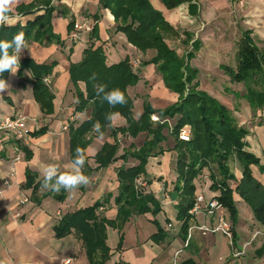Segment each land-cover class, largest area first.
Returning a JSON list of instances; mask_svg holds the SVG:
<instances>
[{"label": "crops", "instance_id": "0c3cea01", "mask_svg": "<svg viewBox=\"0 0 264 264\" xmlns=\"http://www.w3.org/2000/svg\"><path fill=\"white\" fill-rule=\"evenodd\" d=\"M32 1L34 0H19L17 6ZM239 1L193 0L192 4L195 5L193 14L190 12L189 3L167 10L160 0H150L179 34L178 37L166 39L169 46L170 42L180 43V47L190 45V51L194 40L200 43V48L189 61L191 67L198 70V74L200 68L193 65L197 54L210 49L217 59L228 46L221 16L234 14L243 23L241 34L249 31L253 39L254 36L260 41L264 39V0H242V3ZM51 4L55 7L51 16L52 30L63 44L46 42L41 44L35 40H27L29 50L23 51L20 63L28 58L37 64L55 62L51 73L47 75L50 84L45 83L54 95L52 113H43L35 101L33 74L28 69H22L20 72L18 70L15 75L8 72L4 80L10 85V89L0 97V122L7 116L20 113L28 118L26 125L30 133L45 127L43 132L30 136L28 142L22 143L28 152L20 148L21 143L12 134L0 131V264H63V260L69 257L75 258L73 264H89L82 241L74 230L66 237L57 238L54 227L64 214L91 206L98 200L103 203L99 214L108 220H114L117 212L114 197L119 192L117 169L122 165L128 167L138 163L135 159L130 157L123 159L121 156L124 150L130 147L133 149L141 147L143 141L140 145L134 143L142 133L133 138L117 132L119 149L115 154L116 160L105 167H98L95 161L96 153L105 142L114 143L112 129L116 130L126 125L125 119L115 114L113 126L109 127L102 137L92 135L90 143L85 148L88 167L96 168L90 175L89 185L80 187L75 193L66 192L63 201H57L51 194L42 197L43 190H38V196L41 197L39 203L31 199L32 188L25 187L27 171L35 176V181L41 178L38 163H58L64 170L63 166L72 159L69 152V133L68 130L65 132V129L64 131L62 129L71 121L77 126L86 120L89 110L74 111L77 99L70 80L69 66L70 63H78L81 60L83 50L87 46H101L107 64L117 63L126 57L130 63L136 58L140 60L139 65L133 68L139 80L127 88V93L133 100L132 113L135 119L141 115L145 103L150 104L153 109H163L178 100V94L165 86L156 64L150 62L156 55L155 50L140 51L127 41L123 33L116 32L112 14L101 6L99 0H51ZM41 13L43 10L37 14ZM15 14L18 15V22L21 24L32 20L36 15L17 14L16 8ZM71 20L78 23L86 22L91 29L95 26L97 38L89 32L83 33L80 40L72 41L70 38L72 29L69 28ZM186 32L192 34L188 44L183 43ZM172 48H175V44ZM175 50L179 55L187 52L180 48ZM78 85L84 91V83ZM135 105L139 110L137 115L134 113ZM257 129L255 135L246 138L248 142L246 150L260 158L261 164L264 165V127L259 126ZM166 131L168 132V128L163 129L166 136V140L161 143L163 148L169 142ZM124 138L127 139L125 144L121 142ZM170 147L164 148L162 154L149 157L145 165V175L141 176L145 182L150 181L148 184L145 183L147 187L144 189L160 202V212L155 216L150 213L134 214L120 231L107 226L105 242L109 248L110 258L105 264H171L177 252L178 264L187 259H192L195 264H264V226L256 220L249 205L250 213L240 215L238 203L243 204L245 201L235 192L233 200L237 210L236 217L231 218L226 208L219 210L227 216L232 225L233 248L227 237L221 233L203 235L198 229H193L191 237L188 238L190 227L203 224L210 226L216 223L215 219L210 220L197 215L189 219L185 234L180 231L182 221L177 218V204L180 198L174 188L178 177L176 153ZM251 170L253 176L264 185V172L261 173L256 166H251ZM148 173L150 176H147ZM235 176L240 179L241 170ZM5 179L9 180V184L4 185ZM198 184L202 188L200 192L213 193L208 189V178L195 180L196 187ZM235 186L236 182L230 187L234 189ZM24 198L28 201L21 203ZM169 223H172L171 228L168 227ZM157 226L162 229V234L158 233ZM256 232L259 234L255 237ZM119 234L123 235L120 249L117 248ZM233 252L241 253L233 256Z\"/></svg>", "mask_w": 264, "mask_h": 264}, {"label": "trees", "instance_id": "16d2710c", "mask_svg": "<svg viewBox=\"0 0 264 264\" xmlns=\"http://www.w3.org/2000/svg\"><path fill=\"white\" fill-rule=\"evenodd\" d=\"M167 10L174 9L183 3H189L190 12L195 13L193 0H160ZM102 7L107 8L116 23L115 31L125 35L127 41L140 51L153 49L155 57L150 61L156 64L161 73L165 86L178 94V100L163 108L153 109L150 104L143 105L141 115L133 117V100L127 93V88L133 86L139 80L133 71L128 57L107 64L104 50L101 46L89 45L83 50L82 58L78 63H70L69 75L75 88L76 104L75 112L89 110L86 120L75 126L74 121L67 125L69 133L71 158L74 157L77 146L86 148L92 135H98L93 130V125L99 121L105 134L109 127L105 120L107 112H114L125 119L126 125L118 129H112L111 135L115 138L114 143L105 142L95 155L98 167H105L116 160L115 154L119 149L116 140L117 132L121 135L135 138L140 133H146L150 138L145 139L138 149L132 147L124 150L123 159L128 157L138 161L133 166H120L117 169L119 192L114 197L117 206L116 217L108 220L101 214L99 209L102 201L98 200L93 205L80 208L74 212L64 214L54 227L55 237L63 238L74 233L82 241L89 264H105L109 258V248L106 245V227L111 226L119 231L130 216L150 213L157 215L161 208L160 202L150 192H145L143 187L135 188V179L145 175V165L151 156L162 154L165 149L161 143L166 140L163 129L169 128L168 120H172L170 136L174 140L173 150L176 153V172L178 174L174 186L179 195L177 204V218L182 221L180 231L185 234L188 228L190 216L188 210L192 207L195 193V180L208 178V189L213 193L218 192V199L223 208H226L231 218H235L237 210L233 200V192L238 194L251 208L256 220L264 226V185L256 179L251 166H256L262 173L264 165L260 158L246 150L249 130L239 127L232 112L213 96L199 88L197 80L198 70L191 67L189 61L200 48V43L194 40L192 49L183 55H179L174 48L166 42L168 37H178V32L165 20L161 11L157 10L150 0H99ZM43 10V13L37 14ZM55 7L51 0H34L28 4L16 7L17 14H36L32 20L25 24L16 23L13 27L0 29V39L11 40L12 37L23 31L27 40H35L41 44H63L60 37L52 30L51 16ZM74 21L69 23L73 29ZM97 38L96 27L91 31ZM184 44L192 39V34L185 33ZM264 43V39L261 40ZM235 67L221 64L220 69L229 77L231 82L243 83L246 92L241 97L246 100L254 111L264 112V49L259 48L249 31H244L238 42L235 53ZM55 62L35 63L32 59H24L20 63L19 72L22 69L31 70L33 74V94L43 113H52L53 93L43 81L44 77L51 73ZM8 71L0 74L5 78ZM95 74V81L89 78ZM84 83V91L78 83ZM94 83L106 84L108 89L119 88L126 96L127 103L109 108L106 102L96 97ZM156 114L164 122H153L151 115ZM260 117H263L260 115ZM264 127V118L259 122ZM190 127V140L185 142L178 135L184 127ZM111 128V127H110ZM40 128L30 136L43 132ZM20 148L27 151L22 143ZM28 152V151H27ZM28 155V153H27ZM238 163L241 177L237 179L230 168L229 161ZM216 165L213 171L211 165ZM96 169V168H95ZM86 164L85 172L89 176L95 170ZM207 173V174H206ZM41 179V178H40ZM40 179L35 181V176L26 172L25 187L32 188L31 199L39 203L38 190H41ZM236 182L234 189L231 182ZM146 184L150 181H146ZM200 183V182H199ZM53 195L57 201L66 198V192L60 193L49 191L42 192V197ZM157 223L156 220H154ZM158 227V233L162 229ZM123 235L119 234L117 248H121ZM180 264H195L192 259H187Z\"/></svg>", "mask_w": 264, "mask_h": 264}, {"label": "rangeland", "instance_id": "374dc122", "mask_svg": "<svg viewBox=\"0 0 264 264\" xmlns=\"http://www.w3.org/2000/svg\"><path fill=\"white\" fill-rule=\"evenodd\" d=\"M220 20H222L226 29L227 35H225L226 37L225 41L228 46L224 49L222 53L218 55L217 59L215 58L216 56L210 52V49H206L202 54L199 53L196 55V60L193 61L194 62L193 65L198 66L200 68V73L197 75L198 76L197 80L199 81V88L207 92L209 95L213 96L214 98H216L223 105H225L232 112L233 116L235 117L237 125L239 127H245L249 130V136L255 135L258 132L257 127L260 126L259 125L260 120L264 118V112L261 113L260 111L252 110L248 105V103L246 102V100H244L241 97V95H243L246 92L243 83L231 82L229 77L226 76L223 73V71L219 68L220 64H226L235 67L236 65L235 53L237 50V42L241 36L243 23H241V21H239L232 13L226 16H221ZM254 40L255 42H258L257 45L259 46V48L264 49V43L262 41L258 40V38L255 36H254ZM174 44H175L174 49L180 48L185 51H189L190 45H188L187 47H182V46L180 47V43L170 42V46L173 47ZM201 57L207 59H201ZM134 113L135 115L139 113L137 105L134 106ZM260 115H262L263 117H260ZM168 124H169V128H168V132L166 131V134H168L167 136L169 142L165 144L164 148H169L170 146L173 145V140L172 137L170 136V130H169L170 126L173 124V121L171 120L170 123ZM186 128L190 130L189 126H186ZM62 130L64 131V129ZM66 131L67 129H65V132ZM249 136L247 137L249 138ZM147 138L149 139L150 136H148V134L146 133H142V135L137 137L134 144L140 145V143L142 141L144 142V140ZM126 141L127 139L125 138L121 140L123 144H125ZM229 164L234 174H237L240 171V166L236 161L231 160L229 161ZM211 168L213 171H216L215 164H212ZM147 176H150V174L148 173ZM231 185L234 186V182H231L230 186ZM141 187L146 188L147 185L145 184V186H140V188ZM196 189L199 190L198 192L201 191L202 188L200 184L197 185ZM198 192L195 191V193ZM205 194L206 197L208 198H211V196H219L218 192L210 193L206 191ZM238 209L241 216L250 213V209H248V204L246 202H244L243 204L238 203Z\"/></svg>", "mask_w": 264, "mask_h": 264}, {"label": "clouds", "instance_id": "9594fccd", "mask_svg": "<svg viewBox=\"0 0 264 264\" xmlns=\"http://www.w3.org/2000/svg\"><path fill=\"white\" fill-rule=\"evenodd\" d=\"M19 0H0V29L13 27L18 22V15L15 14V8ZM29 50V43L25 33L20 31L16 33L11 40L0 39V74L5 71L15 75L20 68V58L24 50ZM90 80L95 81L96 75L93 74ZM96 97L106 102L109 108L115 109L118 105L123 106L127 103L126 96L119 88L108 89L106 84L94 83ZM10 89V85L0 79V97ZM114 112H107L105 120L108 127L113 126ZM93 130L103 136L102 126L99 121L93 125ZM88 163V156L84 148L77 146L74 157L63 166L58 163H38L40 172V186L44 191L60 193L61 190L67 193H75L80 187L87 186L90 183V176L85 172V166Z\"/></svg>", "mask_w": 264, "mask_h": 264}, {"label": "built area", "instance_id": "2783aa9c", "mask_svg": "<svg viewBox=\"0 0 264 264\" xmlns=\"http://www.w3.org/2000/svg\"><path fill=\"white\" fill-rule=\"evenodd\" d=\"M239 3H242V0L239 1ZM91 31V26L84 22V23H78L74 22L73 29L70 34V38L72 41H78L80 40L81 36L83 33H89ZM140 63V60L136 58L132 64V68L137 67ZM43 81L49 85L50 84V79L46 75L43 79ZM27 117L20 114V113H15L13 115L7 116L3 119V121L0 122V131L10 133L12 134L16 140L19 142L25 144L28 142L27 139L30 137V131L27 128L26 122H27ZM151 120L153 122H164L167 121L166 119L161 120L159 116L156 114L151 115ZM63 129H67V127H63ZM179 139L182 141H189L190 140V131L184 127L183 129L180 130ZM141 177H138L135 179V188L138 189L140 186H145V182H143ZM4 185L9 184V180L5 179L3 181ZM28 199L24 198L21 203L27 202ZM223 207L219 203L218 199L214 196L211 198H206L204 192H200L196 195L192 207L188 210V214L190 218H193L197 215H201L205 218H208L210 220L215 219L216 223L210 226L207 225H200V226H193L188 229V238L191 237L193 229H198L203 235L207 233H221L227 239L229 240V243L231 247L233 248V235H232V225L227 218V216L223 213H221L219 210H221ZM168 227H172V223L168 224ZM259 234V232L255 233V237ZM241 252L238 253H232L233 256H236L240 254ZM177 255L178 252L175 254L174 258L172 259L171 264H178L177 262ZM74 259L72 257L66 258L63 260V264H73Z\"/></svg>", "mask_w": 264, "mask_h": 264}]
</instances>
